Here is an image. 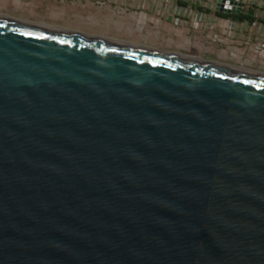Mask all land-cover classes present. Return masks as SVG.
Listing matches in <instances>:
<instances>
[{
	"label": "water",
	"instance_id": "1",
	"mask_svg": "<svg viewBox=\"0 0 264 264\" xmlns=\"http://www.w3.org/2000/svg\"><path fill=\"white\" fill-rule=\"evenodd\" d=\"M0 264H264V73L0 14Z\"/></svg>",
	"mask_w": 264,
	"mask_h": 264
},
{
	"label": "crops",
	"instance_id": "2",
	"mask_svg": "<svg viewBox=\"0 0 264 264\" xmlns=\"http://www.w3.org/2000/svg\"><path fill=\"white\" fill-rule=\"evenodd\" d=\"M98 3V0H0V12L40 20L53 27H66L163 52L195 57L250 71L264 73L263 26L252 28L260 50L235 41L232 45L205 42L203 35L173 27L168 20L128 9V0ZM253 39V38H252ZM254 42V40H253ZM257 45V46H258Z\"/></svg>",
	"mask_w": 264,
	"mask_h": 264
},
{
	"label": "built area",
	"instance_id": "3",
	"mask_svg": "<svg viewBox=\"0 0 264 264\" xmlns=\"http://www.w3.org/2000/svg\"><path fill=\"white\" fill-rule=\"evenodd\" d=\"M128 4L131 11L151 13L157 21L168 20L173 27L199 33L205 42L232 45L239 40L260 50L256 42L262 40V33L253 37L252 28L263 26L258 12L264 10V0H128Z\"/></svg>",
	"mask_w": 264,
	"mask_h": 264
},
{
	"label": "rangeland",
	"instance_id": "4",
	"mask_svg": "<svg viewBox=\"0 0 264 264\" xmlns=\"http://www.w3.org/2000/svg\"><path fill=\"white\" fill-rule=\"evenodd\" d=\"M0 14L5 15V16H8V17H11V18H15V19H17V20H21V21H28V22H33V23H37V24H45V25L48 24V23H45V22H41L40 20L38 21V20H30V19H25V18H19V17H15V16L7 15V14L2 13V12H0ZM258 16H260L259 18H261V17L264 18V10L260 9L259 12H258ZM263 20H264V19H263ZM50 25H51V24H49V26H50ZM57 28H61V29H65V30H69V31H73V32L82 33V32H79V31H77V30L70 29V28H66V27H58V26H57ZM82 34L94 36L93 34H89V33H87V32H83ZM95 36H97V35H95ZM98 37H100V36H98ZM103 38H105V37H103Z\"/></svg>",
	"mask_w": 264,
	"mask_h": 264
}]
</instances>
